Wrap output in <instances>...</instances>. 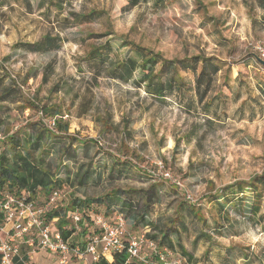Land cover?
Here are the masks:
<instances>
[{"label":"rangeland","instance_id":"1","mask_svg":"<svg viewBox=\"0 0 264 264\" xmlns=\"http://www.w3.org/2000/svg\"><path fill=\"white\" fill-rule=\"evenodd\" d=\"M43 1L0 0V133L14 132L23 150L33 152L36 165L52 180H60L56 187L63 197L55 208H63L67 227L74 224L65 210L74 197L108 198L101 212L112 215L114 210L106 209L109 204L123 211L128 232L152 234L153 225L179 227L188 250L198 254L193 236L202 224L177 218L180 204L203 203L202 214L214 226L220 210L207 199L229 184L264 172V111L254 117L250 107L241 116L226 88L228 100L218 110L219 117L208 122L175 94L164 101L147 94L135 80L138 72L120 80L109 62L93 63L86 56L103 47L105 58L124 59L134 55L132 43L167 59L204 54L231 64L232 86L238 74L264 85V72L256 64V57L264 59V0H143L132 7L127 0ZM48 34L60 38L59 48L35 52L15 46ZM225 69L217 76L218 85ZM180 71L193 87L194 73ZM55 111L69 122L68 134L84 142L54 138L49 120ZM51 189L38 190L32 198L43 203ZM144 193H150L151 200ZM147 204V216L132 224L133 214H144ZM229 218L237 221L234 227L220 219L224 227H216L211 235L218 248L231 245L233 257L245 254L248 261L240 264H264L261 225L245 224L232 211ZM84 237L78 229L72 240ZM29 264L58 262L54 256L37 254Z\"/></svg>","mask_w":264,"mask_h":264},{"label":"trees","instance_id":"2","mask_svg":"<svg viewBox=\"0 0 264 264\" xmlns=\"http://www.w3.org/2000/svg\"><path fill=\"white\" fill-rule=\"evenodd\" d=\"M130 6H136L143 0H127ZM165 0H154L157 2H164ZM43 4V0H41ZM53 2V1H50ZM48 3V2H47ZM72 16L77 17L78 15L73 14ZM85 17V16H84ZM16 47H21L27 51H45L57 49L60 47V38L54 37L50 34L44 36L42 39L36 42H18ZM134 55L127 56L124 59H114L107 56L105 58L103 47L94 48L86 56V59L94 61L93 63H108L109 68H113V74L115 78L120 80H129L135 77V73H139V78L135 79L140 86H144L145 92L155 99L166 100L170 95H176L177 98L183 100L187 106L196 109V113L202 112L207 118L208 122L214 117H219L218 110L223 108L224 103L228 100L229 96L226 93V88L230 90V96L232 93V85L230 83L229 72L231 70V64L223 61L216 56H205L204 54H198L190 58L183 59H167L161 52H155L154 50L143 47L137 44H131ZM107 51L110 52L111 46L107 43ZM108 53V52H107ZM257 59V57H256ZM263 59V58H262ZM106 60V61H105ZM258 66L264 72V65L257 59ZM181 68L183 70H191L195 75L193 87L188 85L187 79L182 75ZM226 68V69H225ZM226 73L223 77V82L217 84V76L223 70ZM96 80V76L94 77ZM239 74L237 75V79ZM242 82V80H241ZM259 96L264 101V85L259 83ZM188 92H192L187 95ZM228 96V97H227ZM44 110L46 108L44 107ZM87 108L84 112H88ZM44 113V111H43ZM48 112L44 116H47ZM58 112L55 111L52 115L55 120V125L53 126L54 138H66L72 141L84 142L83 139H79L77 136L74 137L69 135V122L63 120L62 116L58 117ZM213 122V121H212ZM3 121L0 119V126ZM197 130V128H196ZM194 134L195 131H191ZM1 134V133H0ZM32 146V143H29ZM32 149V147H31ZM85 178H89V173H86ZM55 183V187L59 186V179L55 181L52 180L50 173L41 170L35 163L33 152L28 150L25 152L23 150L22 143L17 135L13 132L11 134L2 135L0 137V198L4 193H11L16 196H21L25 193L29 194V198H32L38 190L50 191L51 185ZM260 183L263 185L260 186ZM251 188L253 191L248 193L247 189ZM53 189V188H52ZM51 189V190H52ZM264 172L254 176L250 181H237L235 183L229 184L223 187L215 195L208 198V202L214 203V206L220 210V215L218 219L214 220L213 225H209L208 219L202 214V209L204 205L194 204L193 202H182L178 209L177 218H184L185 220L190 218L196 225L199 223L202 226L197 230L196 239H205L209 241L212 237L211 235L216 231V227H224L219 221L220 219L224 222H229L232 227H234L236 220L230 222L229 214L230 211L236 213L238 216L243 218L242 221L246 223H253L255 225H261L262 231H264ZM132 192H135L134 190ZM149 192V191H147ZM116 193V194H115ZM114 196L119 198L120 191H116ZM119 193V194H118ZM143 193V191H141ZM148 200H151L150 193H144ZM251 194V195H250ZM108 199V198H106ZM104 198H81L74 197L65 210L71 212L74 210H79L81 213V223L80 229L83 230L85 234H92L97 230V226L93 225V217L95 215H102L108 221L113 222L107 218V213H102L100 207L108 202ZM130 210H135L134 205L130 202L128 203ZM147 209L144 214L139 215L138 213L133 214L132 219L136 222V219L144 217L148 214L149 205H146ZM106 209L114 210L113 214H123L125 220H127L126 215L123 211L115 209V206L109 204ZM66 212V213H67ZM63 208H54L48 213V218L58 217L56 223L57 228L62 232L65 238H70L75 235L78 230L74 224L67 227L66 214L62 215ZM2 217V215H1ZM185 220L183 226L185 227ZM149 224V223H148ZM151 224V223H150ZM149 224V226H150ZM153 225V223L151 224ZM154 233L148 234L150 239H155L159 246L166 245L170 249L174 247L171 234L177 232L175 227L167 225L164 228L163 225H153ZM218 234V233H217ZM221 234V233H219ZM86 239V237H85ZM181 241L179 235L178 241ZM179 241V242H180ZM73 244L78 243L71 240ZM177 255H184L182 252L172 249ZM21 256H15L13 258L14 264H24L25 261L30 258L25 255V250L22 251ZM188 257V256H186ZM127 258L126 253H115L113 260L109 261L106 257H101L98 261H93L91 264H124ZM189 259V257H188ZM190 261V259H189ZM191 262V261H190ZM192 263V262H191ZM193 264V263H192Z\"/></svg>","mask_w":264,"mask_h":264},{"label":"built area","instance_id":"3","mask_svg":"<svg viewBox=\"0 0 264 264\" xmlns=\"http://www.w3.org/2000/svg\"><path fill=\"white\" fill-rule=\"evenodd\" d=\"M264 57V49H261ZM50 126L55 120H49ZM1 137V134H0ZM166 177L171 178L168 171ZM63 194L60 188H53L45 200L40 203L33 198L4 193L0 198V264H14L15 256L22 257V250L29 258L36 249L50 252L58 264H70L74 260L98 261L101 257H113L115 253H126L124 264L151 263L157 264H192L188 257L177 255L170 248H161L155 239H150L147 232L138 237L127 238L126 220L123 214H117L114 222L102 215L93 217V225L97 226L84 243L73 244L65 238L57 228L58 217L48 218V213L55 208ZM2 215V217H1ZM71 218L75 227L80 229L81 213L76 210ZM28 250H26L25 248ZM147 248L151 258H145L143 252ZM30 259L24 264H29ZM91 262V263H92Z\"/></svg>","mask_w":264,"mask_h":264},{"label":"crops","instance_id":"4","mask_svg":"<svg viewBox=\"0 0 264 264\" xmlns=\"http://www.w3.org/2000/svg\"><path fill=\"white\" fill-rule=\"evenodd\" d=\"M234 83L235 86H232V93L229 99L232 98V100H235L236 103L238 104L236 107L237 112L240 114L241 116H245L246 114V108H250L251 107V111H252V116H256V114H259V112H263L264 111V101L260 98L259 96V82H256L257 85L252 84L250 81L246 80V79H242V78H238L237 76L234 78ZM242 80V82H241ZM257 86L256 89H254V87ZM248 115V113H247ZM196 204V203H194ZM107 218L109 220H112L113 222L115 221L116 217L114 214L112 215H107ZM132 224H135V221L132 219ZM57 226V225H56ZM149 226V225H148ZM148 226H145V228H148ZM170 226V225H169ZM172 226V225H171ZM176 228V227H175ZM145 230H143L144 232ZM262 231V230H261ZM264 233V231H262ZM142 233V232H141ZM140 232L136 231V232H128V239H130L131 237H138L141 235ZM237 234V233H236ZM89 234H85V237L81 240H78V242L80 243H84L86 242L87 238H88ZM179 235L181 237V241H178ZM196 235L197 232L194 234L193 236V242L195 244L196 247V243L198 245L197 248H200L198 251V254H196L195 252H191L188 250V245L183 241V235L181 232V229H179V227H177V232L171 234L170 238L172 239L173 245L174 247L172 249H175L177 251L182 252L184 255L188 256L190 261L193 264H221L219 261H217L216 254L221 255L220 257V261L225 262V264H240L241 260H243L245 263L248 261L246 258V255L242 253V256H237V257H233V247H231V245L226 246V247H221L218 248L217 245H219L218 243H215V238L216 236H212L210 238L209 241H206L205 239H196ZM74 235H72L70 237V240H72ZM233 236L236 237V235L233 234ZM231 236V237H233ZM214 238V239H213ZM221 246V245H219ZM161 248H170L169 246L166 245H160ZM194 247V248H195ZM218 252V253H217ZM34 254V255H33ZM30 257L31 262L33 263V261H35V256L37 254H41L42 256L49 258V256L51 258H53V255L50 254V252H45V250H40L38 252L33 253ZM143 255L145 258H151L154 260V258H152L150 256L149 250L147 248H145ZM182 255V254H181ZM249 258V257H248ZM109 261L113 260V257L109 256L107 258ZM89 260V259H88ZM88 260H86L87 264L89 263ZM155 261V260H154ZM152 261L151 263H143L141 262L140 264H157L156 262ZM91 264V262L89 263Z\"/></svg>","mask_w":264,"mask_h":264},{"label":"water","instance_id":"5","mask_svg":"<svg viewBox=\"0 0 264 264\" xmlns=\"http://www.w3.org/2000/svg\"><path fill=\"white\" fill-rule=\"evenodd\" d=\"M257 59L264 65V59H262L261 57H257Z\"/></svg>","mask_w":264,"mask_h":264}]
</instances>
